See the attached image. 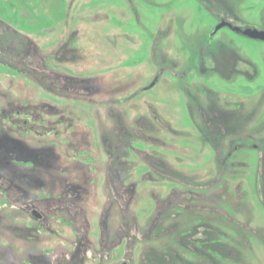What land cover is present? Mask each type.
<instances>
[{
  "label": "rangeland",
  "instance_id": "1",
  "mask_svg": "<svg viewBox=\"0 0 264 264\" xmlns=\"http://www.w3.org/2000/svg\"><path fill=\"white\" fill-rule=\"evenodd\" d=\"M222 19L264 0H0V264H264V41Z\"/></svg>",
  "mask_w": 264,
  "mask_h": 264
},
{
  "label": "flooded vegetation",
  "instance_id": "2",
  "mask_svg": "<svg viewBox=\"0 0 264 264\" xmlns=\"http://www.w3.org/2000/svg\"><path fill=\"white\" fill-rule=\"evenodd\" d=\"M224 19H222L221 21H223ZM225 21H227V20H225ZM229 22V21H228ZM220 23V22H219ZM232 24V23H231ZM233 25V24H232ZM235 26V25H234ZM214 33H215V31H214ZM204 116V115H203ZM11 121H12V123L15 125V126H19V130H22V131H26V132H28V127H30L27 123H25L24 122V120H20V121H18V120H16V119H11ZM1 130L2 131H0V133L1 134H3V132H4V128H2L1 127ZM3 136V135H2ZM247 139H249V140H253L254 142H253V144H252V147H254V148H260V146H259V144H257V142H256V140L252 137V136H250V137H248ZM7 140L9 141V143H10V145H11V155H10V157H11V159L9 160L10 161V163L11 162H17L18 164H21V165H25L26 163H27V161H29V160H27V156H28V152L26 151V146H24L23 144V142L22 141H20V140H17V139H14V138H12V137H7ZM232 150L229 152V154L228 155H226V156H222L221 155V161L223 162V163H225V162H227L228 160H229V158H231V157H233L234 155H235V152L236 151H239L240 150V148H242L243 147V144H241V145H236L235 144V141L234 140H232L230 143H229V145H228ZM15 148H18V150H20V151H23V152H25V153H23V156L21 155V157H22V159L21 160H19V158H17V157H15V153H17V152H15ZM26 148V149H25ZM3 150H5L4 148H3ZM21 153V152H20ZM2 155V150H1V148H0V156ZM24 155H26V156H24ZM20 157V158H21ZM224 157V158H223ZM32 162V161H31ZM29 163L30 162H28L27 163V165H29ZM233 163H237L236 161L235 162H233ZM260 168H261V172L264 170V158H262L261 159V162H260ZM0 178H2V176H0ZM1 186V185H0ZM263 190H264V185H263ZM9 190V189H8ZM8 192V191H7ZM14 192L16 193L15 195H17L18 194V192H21V194H24L23 193V190H21V189H19L18 187H16L15 189H14ZM57 201H59V203L60 202H64V200H61V198H58L57 199ZM59 203H57L56 205H55V207H54V209L55 210H59V209H61V211H63L62 210V208L58 205ZM64 210L65 211H67L69 214H71V215H73V214H76V209H74L73 207H70V206H64ZM25 212L29 215V217H30V223L32 224L33 223V221L34 220H36L37 221V223H38V225L39 226H41V227H45V228H48V215H47V213H46V211L43 209V207H40V205H35V206H28L27 205V207L25 208ZM80 252H82V251H80V248H77V252H75L76 253V255L79 253L80 254ZM119 264H128V262H126L125 260H122Z\"/></svg>",
  "mask_w": 264,
  "mask_h": 264
},
{
  "label": "water",
  "instance_id": "3",
  "mask_svg": "<svg viewBox=\"0 0 264 264\" xmlns=\"http://www.w3.org/2000/svg\"><path fill=\"white\" fill-rule=\"evenodd\" d=\"M225 26L231 27L237 33L248 38L264 41V30L258 29L256 27H237L225 20L220 21V23L215 28V32Z\"/></svg>",
  "mask_w": 264,
  "mask_h": 264
},
{
  "label": "trees",
  "instance_id": "4",
  "mask_svg": "<svg viewBox=\"0 0 264 264\" xmlns=\"http://www.w3.org/2000/svg\"><path fill=\"white\" fill-rule=\"evenodd\" d=\"M0 131H2L0 129ZM3 134H0V148L2 150V155L1 158L4 160H10L11 157V145L9 143V141L7 140V138L5 136H2ZM3 148L5 150H3Z\"/></svg>",
  "mask_w": 264,
  "mask_h": 264
}]
</instances>
